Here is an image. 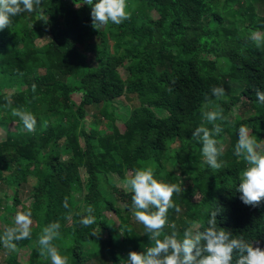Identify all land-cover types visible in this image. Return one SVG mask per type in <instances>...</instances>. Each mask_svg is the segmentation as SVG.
Masks as SVG:
<instances>
[{
    "label": "trees",
    "instance_id": "16d2710c",
    "mask_svg": "<svg viewBox=\"0 0 264 264\" xmlns=\"http://www.w3.org/2000/svg\"><path fill=\"white\" fill-rule=\"evenodd\" d=\"M41 7L43 19L26 12L0 31V235L14 223L5 216L10 196L18 205L29 188L35 198L32 208L23 207L31 212V239L17 242L7 263L51 264L39 255L38 238L53 222L61 224L53 244L68 264H125L130 251H146L152 244L131 214V194L121 195L119 208L102 196L111 175L124 179L134 165L152 168L165 183H179L180 172L183 192L173 197L180 212L170 209L168 219L181 236L189 226L206 228L216 209L218 227L264 250V202L246 206L236 191L247 165L233 155L238 124L228 120L241 103L245 119L239 123L251 124L257 142H264V104L255 95L264 91V46L249 39L253 31L264 32V0H127L130 19L99 31L83 0H42ZM213 86L227 93L216 102L228 118L217 137L224 146L219 171L203 163L199 144L189 142L200 124L211 127L201 109ZM6 98L34 114V132L8 129L21 122L4 107ZM122 99L131 103L124 131L115 125ZM88 113L108 122L110 132L100 134L96 123L85 122ZM78 185L87 191L80 202ZM89 205L96 223L85 228L79 220ZM93 229L108 237L91 236ZM26 249L32 251L19 260Z\"/></svg>",
    "mask_w": 264,
    "mask_h": 264
},
{
    "label": "clouds",
    "instance_id": "9594fccd",
    "mask_svg": "<svg viewBox=\"0 0 264 264\" xmlns=\"http://www.w3.org/2000/svg\"><path fill=\"white\" fill-rule=\"evenodd\" d=\"M83 4L91 7L92 27L97 31L109 23L119 25L130 19L127 0H97L95 3L94 0H83ZM41 6L42 0H0V31L10 28L13 18L26 12L40 13L43 19ZM249 39L257 47L264 46V32L253 31ZM175 83L173 80L172 85ZM173 90L172 86L168 88L170 93ZM255 95L257 102L264 104V91L257 89ZM226 97L223 86H213L210 94H205L201 113L203 121L211 127L205 123L200 124L192 131L189 139L190 143L201 146L203 163L217 171L223 167L220 157L224 153V146L217 137L223 132L222 123L228 118L216 102ZM6 100L4 107L11 110L26 131L34 132L37 124L34 114L12 107L11 99ZM237 131L238 139L233 155L241 158L247 167L242 172L236 191L241 194L240 199L246 206L255 208L264 202V150L246 125H241ZM124 186L131 193V214L136 222L143 225L152 244L144 252L130 251L124 260L125 264H264V250L254 247L256 241L235 237L231 231L218 227L219 211L216 209L210 212L206 228L199 230L189 226L181 236L176 224L169 223L168 213L170 209L180 212L173 197L183 192L182 183L158 181L153 169L148 167L129 172ZM64 207L68 208L67 199ZM86 212L88 214L81 217L79 224L91 228L96 223L93 206L89 205ZM67 218L71 219V216ZM32 224L31 212H17L13 226L7 227L0 235V244L8 252H16L17 242L31 239ZM60 229L59 222L50 223L43 227L38 238L39 255L50 259L51 264H68V257L61 256L53 244L61 235ZM165 229L171 231L166 233ZM90 235L99 236L94 229Z\"/></svg>",
    "mask_w": 264,
    "mask_h": 264
},
{
    "label": "rangeland",
    "instance_id": "374dc122",
    "mask_svg": "<svg viewBox=\"0 0 264 264\" xmlns=\"http://www.w3.org/2000/svg\"><path fill=\"white\" fill-rule=\"evenodd\" d=\"M260 12H264V7H262V10L259 9ZM151 17L153 18H157V14L155 11H151L150 12ZM45 42V40L41 39L36 41V44L38 46L42 45ZM120 74L124 77L125 73L123 70H120ZM80 99V95H74L73 96V100L75 102H78ZM121 101H123V104L121 106H119L118 104V111L116 114V121H115V125L116 127H118L121 131L125 130V120L127 119L128 115H129V106L131 103H129L128 101L122 99ZM241 103L237 104L234 106L233 109V114L231 117H229V123L230 124H238L237 125V129L241 126L244 125L242 123H239L240 120L245 119V114H243L242 108H241ZM103 120V119H102ZM85 122H87L89 125L92 123H96L97 124V129L99 130V133L102 134H106L109 133L110 131L107 130L110 127V124L108 122H98L97 120H95L94 118H92L91 114L88 113L87 117L85 118ZM250 130H252V125H246ZM90 128V127H88ZM9 130L11 131H26L23 128L22 124H16L14 125L13 123L9 125L8 127ZM4 136V132L0 131V139ZM262 147L264 146V142L261 144ZM137 166H131V168L127 169L126 173H125V178L127 177L128 173L133 171ZM83 174L85 175V172H83ZM124 179H120L117 175H111L108 179L109 182H106L103 186L104 187V191L102 192V196L106 197L108 196V198L114 203L113 205L115 206V208H119L120 204L118 202V200H120L121 195H129L131 194L130 191L128 189L125 188L124 186ZM176 179L177 182L182 183V185H184V181L182 180L181 174L178 171L176 173ZM109 183V184H108ZM87 193L86 190L83 189L82 185H78L77 186V191L74 193L75 199L80 202L84 195ZM99 194V193H98ZM11 195H13L11 193ZM20 195V199L22 200V203L18 204V205H14V199L12 198V196H10L11 200L9 201L8 205H7V213L5 214V216H8L9 218L13 219L16 216L17 212H23V207H28V208H32L34 203H35V198L32 197V191L29 188H23ZM4 196L3 192H0V197ZM194 201L199 202L200 201V197L198 194L195 195V197L193 198ZM105 213L107 214L108 218L113 219L115 223H118L117 220V216L110 211H105ZM5 225H4V221L3 218L0 216V230L2 231L4 229ZM121 234V232H118ZM97 234H99V237L102 239H105L108 237V232L104 231V230H100L97 231ZM32 251V249H26L23 250L22 252H20L19 255V260L23 261L24 260V256L28 255V253ZM9 252L7 250H3L0 246V264H8L7 263V257H8ZM122 264V263H121Z\"/></svg>",
    "mask_w": 264,
    "mask_h": 264
}]
</instances>
